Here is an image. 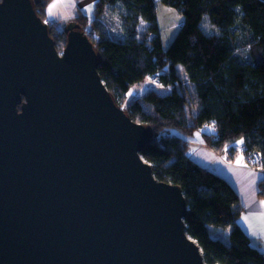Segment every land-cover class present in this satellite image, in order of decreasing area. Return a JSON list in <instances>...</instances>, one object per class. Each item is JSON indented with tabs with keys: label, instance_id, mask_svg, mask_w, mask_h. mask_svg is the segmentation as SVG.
<instances>
[{
	"label": "water",
	"instance_id": "obj_1",
	"mask_svg": "<svg viewBox=\"0 0 264 264\" xmlns=\"http://www.w3.org/2000/svg\"><path fill=\"white\" fill-rule=\"evenodd\" d=\"M57 50L34 0H0V264H207L182 188L158 180L74 20Z\"/></svg>",
	"mask_w": 264,
	"mask_h": 264
},
{
	"label": "trees",
	"instance_id": "obj_2",
	"mask_svg": "<svg viewBox=\"0 0 264 264\" xmlns=\"http://www.w3.org/2000/svg\"><path fill=\"white\" fill-rule=\"evenodd\" d=\"M49 1L34 0L43 20ZM158 1L183 16L166 48ZM158 1L95 0L99 10L117 6L121 20V36L97 30L92 39L101 55L98 72L131 119L151 127L152 139L141 155L158 180L182 188L186 232L200 246L204 261L264 264V252L251 244L238 223L242 207L234 188L187 151L194 141L229 160L238 150L245 157L257 150L258 168L264 170V0ZM89 16L76 9L72 20L86 30L95 22ZM203 21L215 31L207 33ZM50 28L59 50L58 38L64 36V47L65 32ZM154 73H159L160 84L128 100L130 87ZM240 139L241 148L234 144ZM259 187L264 195V177Z\"/></svg>",
	"mask_w": 264,
	"mask_h": 264
},
{
	"label": "crops",
	"instance_id": "obj_3",
	"mask_svg": "<svg viewBox=\"0 0 264 264\" xmlns=\"http://www.w3.org/2000/svg\"><path fill=\"white\" fill-rule=\"evenodd\" d=\"M91 3L92 1L89 2ZM79 8L87 14L82 6ZM187 151L193 161L222 176L234 188L242 207L238 223L251 244L264 252V195L259 193V182L264 177V170L251 167L246 161L245 154L239 150L232 160L197 141L191 142Z\"/></svg>",
	"mask_w": 264,
	"mask_h": 264
},
{
	"label": "rangeland",
	"instance_id": "obj_4",
	"mask_svg": "<svg viewBox=\"0 0 264 264\" xmlns=\"http://www.w3.org/2000/svg\"><path fill=\"white\" fill-rule=\"evenodd\" d=\"M91 1L92 0H50L44 8V20H47L48 24L51 25L53 33H61L65 25L72 20V18H74L73 11L75 12L76 9L80 11L81 9L79 7L82 6L87 15H91L87 17V19L91 22L95 21L94 23L92 22L91 24H87L85 32L87 31L88 33H92L95 37L98 36L97 30H99V32L104 31L107 34L111 33L118 37L121 36V29L119 28L121 23L119 8H117V6L103 5V7L99 10V6L97 7L95 0L89 4ZM156 4L161 42L166 48L175 33L178 31L180 24L183 21V16L171 6L165 5L159 1L156 2ZM96 10L99 11L97 12ZM140 25H142V23ZM203 28L207 33L215 31L211 30L205 21H203ZM63 38L64 36L59 35V51H61L63 47L61 43L63 42ZM146 77L145 81L130 87L128 100L137 94L143 93L147 87L157 85L152 82L151 78H148V76Z\"/></svg>",
	"mask_w": 264,
	"mask_h": 264
},
{
	"label": "built area",
	"instance_id": "obj_5",
	"mask_svg": "<svg viewBox=\"0 0 264 264\" xmlns=\"http://www.w3.org/2000/svg\"><path fill=\"white\" fill-rule=\"evenodd\" d=\"M47 21V20H46ZM48 22V21H47ZM87 35L89 36V38L92 40L93 38H95L94 34L92 33H88L86 31ZM148 78H151L152 82L159 85V73H154L151 75H147ZM239 141V140H238ZM238 141H235V145L239 148L242 147V143H237ZM246 161L247 163L253 167V168H258L260 166L261 163V154L259 153V151L257 150H253L251 151L247 156H246Z\"/></svg>",
	"mask_w": 264,
	"mask_h": 264
},
{
	"label": "snow or ice",
	"instance_id": "obj_6",
	"mask_svg": "<svg viewBox=\"0 0 264 264\" xmlns=\"http://www.w3.org/2000/svg\"><path fill=\"white\" fill-rule=\"evenodd\" d=\"M243 141H238L237 143H242Z\"/></svg>",
	"mask_w": 264,
	"mask_h": 264
}]
</instances>
